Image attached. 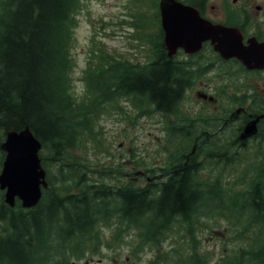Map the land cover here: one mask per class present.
I'll return each mask as SVG.
<instances>
[{
  "label": "trees",
  "instance_id": "16d2710c",
  "mask_svg": "<svg viewBox=\"0 0 264 264\" xmlns=\"http://www.w3.org/2000/svg\"><path fill=\"white\" fill-rule=\"evenodd\" d=\"M83 1L0 0V145L7 131L28 127L48 154L40 157L43 168L50 162L57 171L47 175L48 188L31 209L18 201L8 207L0 191V264H73L129 236L135 259L146 247L174 244L153 264H264V146L223 151L212 142L203 157L198 147L188 159L190 142L169 140L172 150L158 168L147 170L150 176L162 173L160 183L112 185L89 176L74 152L96 141L103 115L123 112L120 100L144 113L179 96L171 73L154 69L150 57L141 65L93 63L76 97L70 47ZM206 1L186 2L200 7ZM155 11L157 29L148 42L159 62L165 51L158 5ZM3 157L0 149V169ZM209 221L226 223L213 263L195 232L209 228Z\"/></svg>",
  "mask_w": 264,
  "mask_h": 264
},
{
  "label": "rangeland",
  "instance_id": "374dc122",
  "mask_svg": "<svg viewBox=\"0 0 264 264\" xmlns=\"http://www.w3.org/2000/svg\"><path fill=\"white\" fill-rule=\"evenodd\" d=\"M158 0H84L82 8L75 16L76 25L70 54L74 61L72 91L76 97L82 94L81 79L84 71L93 63L100 64L102 59L139 65L152 56L148 42L157 29L156 6ZM250 5L248 7V5ZM211 15L215 20L228 22L224 12L233 14L241 21L251 17V21H264V12L257 13L255 7L264 11V0H243L236 6L232 0H211ZM249 10V12L247 10ZM246 10L248 13L243 15ZM251 22V23H252ZM117 104L123 112H108L98 122L95 132L96 141L85 143L74 154L82 159L89 176L106 184L144 186L145 178L138 172L158 168L172 150L168 140L156 139L155 122L159 116L149 112L141 113L131 107V103L120 100ZM40 157L47 152L40 150ZM3 161V160H2ZM46 174L56 175V166L48 163L44 166ZM225 173L224 175H226ZM212 175L204 173L203 178ZM153 176H151L152 178ZM224 180V176L222 177ZM55 182V179H54ZM234 186L236 181H226ZM58 186V182H56ZM238 186V184L236 183ZM235 186V187H237ZM209 228L199 226L195 230L201 250L212 253L210 262H215L220 254L226 223L216 225L209 221ZM103 237L111 240L109 229H103ZM130 235H132L130 233ZM131 237H126L114 248L102 247L99 255H87L85 259L73 261L75 264H153L160 252L169 250L171 242L164 243L159 249L146 247L135 259L130 254ZM127 243V244H126Z\"/></svg>",
  "mask_w": 264,
  "mask_h": 264
},
{
  "label": "flooded vegetation",
  "instance_id": "af4514ba",
  "mask_svg": "<svg viewBox=\"0 0 264 264\" xmlns=\"http://www.w3.org/2000/svg\"><path fill=\"white\" fill-rule=\"evenodd\" d=\"M178 1L191 6L186 2L188 0ZM239 1L243 0H232V4L236 6ZM210 2L207 0L200 7H192L202 19L212 24L237 29L244 45L252 38L264 45L263 20L252 22L251 17L246 16L247 19L243 17L239 21L235 15L225 12L224 18H228L229 23L215 20L210 12V8H213ZM255 9L257 13L264 12L261 6ZM246 10L242 12L243 15L249 12ZM234 17L236 20L232 19ZM162 44L165 51L162 60L158 62L157 54H152L149 64L154 69L161 66L168 69L179 100L173 104L151 106V113L159 116L155 122L156 135H159L156 139L190 142L188 159L189 155L197 152L198 147H202L199 157H203L210 150L212 142H217L223 151L263 147L264 63L261 67L247 68L236 58L225 59L215 51L211 41H204L198 51L189 52L179 48L175 54L168 56L163 31ZM138 175L147 182L154 180L160 183L165 178L162 173L151 178L148 171L138 172Z\"/></svg>",
  "mask_w": 264,
  "mask_h": 264
},
{
  "label": "water",
  "instance_id": "95a60500",
  "mask_svg": "<svg viewBox=\"0 0 264 264\" xmlns=\"http://www.w3.org/2000/svg\"><path fill=\"white\" fill-rule=\"evenodd\" d=\"M159 14L168 56L179 48L198 51L204 41H211L215 51L225 59L236 58L247 68L261 67L264 63V45L253 38L244 45L237 29L212 24L202 19L193 7L176 0H160ZM41 147L28 127L19 132H6L0 145L4 153L0 191L8 207L13 208L19 201L22 209H31L41 200L42 191L48 188L46 171L39 157Z\"/></svg>",
  "mask_w": 264,
  "mask_h": 264
}]
</instances>
